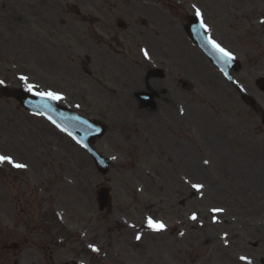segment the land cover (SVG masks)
<instances>
[{
  "label": "rangeland",
  "instance_id": "rangeland-1",
  "mask_svg": "<svg viewBox=\"0 0 264 264\" xmlns=\"http://www.w3.org/2000/svg\"><path fill=\"white\" fill-rule=\"evenodd\" d=\"M63 1L46 0L47 3ZM199 1L144 0L145 4L139 9L141 13L130 21V28L115 26L108 36L103 35L110 54L113 53L112 48L121 51L119 62L122 59L126 62L120 63L133 59L130 52L132 44L128 45L127 39L140 37L139 32L144 40L152 41V46L145 47V50L149 48V57L145 58L144 64L154 63V43L158 49L161 46L158 54L162 65L169 64L171 52L175 59L181 58L182 54L186 55L184 59H191L192 89L186 92L179 87L177 90L171 75H168L162 82L166 94L162 95L157 111L152 113L153 117L145 126L146 121L140 120L145 119L150 112L139 110L136 105L130 106L122 95H115L121 91L120 88L127 92L143 88L142 81L127 78L121 70L119 73L115 70L113 78L94 74L95 79L104 78L103 85L110 91L117 88L112 93L115 108L91 114L80 110L78 106H89L90 100L100 102L105 91L97 84L98 81L91 79L90 75H84L80 69L78 60L80 61L79 56L83 51L77 30L73 33L62 31L50 36L47 31L51 27L46 23L51 21H41L37 18V13L34 17L29 0H0V81L27 88L31 84L39 91L56 92L63 97L61 102L76 106L86 115L102 117L109 123L110 129L95 145L104 155L115 157L111 171L103 176L97 171L87 152L70 138L58 134L46 120L30 114L13 99L0 100V128L9 126V123L22 130L34 126L39 131L30 132L29 137L34 139L49 136L48 142L40 143V149H45L54 177L47 184L44 206L51 217H40V223L49 225L51 230H58L56 238H47L45 245H40L38 239L33 243H22L18 252H10L6 257L0 258L2 264H13L15 260L19 261L18 264H65L71 260L89 264H206V258L209 264H223L218 258L226 257L228 252L254 251L251 243L257 237L263 239L264 245V193L251 186L264 179V125L261 122L264 95L254 86V78L264 75V44L259 43L262 34L258 30L256 46L250 39L245 46L237 45L238 57L243 62V67L236 76L257 99L261 108H256L243 101L235 90L234 93L229 92L227 86L230 84L188 40L182 21L193 11V5L201 3ZM236 1L207 0V4H204L208 6L205 14L210 31L219 40L223 39L221 30L226 32V29H222L224 5L234 6ZM261 4L259 0V5ZM124 8L125 5H121L120 11ZM122 17L126 21V17ZM173 19L176 26L169 29V23ZM38 22L46 25L40 32L35 30L40 29ZM170 33L172 37L169 36ZM175 37L177 44L171 46V39L175 40ZM226 38L233 42L236 39L230 32ZM66 45L70 46L73 53V63L65 58L68 50ZM88 45L84 51L91 48ZM256 59L259 65H256ZM21 76H26L28 80H20ZM122 80L127 83L121 84ZM82 95H87L88 99H80ZM181 113L184 115L181 116ZM182 117L188 121L185 124L188 129L177 122ZM165 118L170 119V122L164 121ZM126 123L141 126L143 134L146 133L150 138L152 134L150 140H145L141 145L137 143L138 146L149 149V155L133 157L134 149L131 145L122 138L116 139L117 135L114 134ZM45 145L48 146L45 148ZM184 146L191 151L194 167L181 161L184 164L181 168L171 169L175 168L171 161L179 160V155L171 152L176 149L180 151ZM228 150L230 155L220 153ZM205 160L208 161L207 164L204 163ZM224 165L232 168V171L229 170V177H234V182L221 175L219 168ZM188 166L197 172L202 170L203 175H218L224 182L231 184L236 193L217 196V199L220 202L223 200V204L230 202L243 208L241 216H252L249 223H254L256 231L253 233L252 228L242 227L241 234L237 233L238 229L235 233L229 223H242L244 219L232 222L228 213L213 214L211 208L221 204L210 202L207 197V203H203V198H194V208H188L185 206L184 194L175 197V194L166 192L170 202L162 204L157 191L156 174L163 171V181L170 183L171 175L178 174L180 178L184 168ZM243 175L246 179H243ZM103 185L112 187L114 206L110 211L101 212L96 202V189ZM240 185L245 189L251 188L252 191L247 195L238 188ZM9 193L10 191L1 188L0 200H5ZM8 209L12 215L13 209ZM192 212L197 215L196 221L189 217ZM214 216L217 223L212 222ZM149 217L158 222L159 219L163 220L167 228L160 232L149 229L145 224ZM17 223V235L14 239L24 235L22 221L17 218V222L9 223L5 228L10 235V230H14ZM132 225L135 227H131ZM181 230L185 231L184 235L179 234ZM137 234L141 235L140 240L135 238ZM225 234L227 243L224 240ZM55 239L60 241L55 242ZM90 244L99 249L94 252L97 254H92ZM45 248L51 255L54 254L52 258L50 256L48 259L43 253L46 252Z\"/></svg>",
  "mask_w": 264,
  "mask_h": 264
},
{
  "label": "snow or ice",
  "instance_id": "snow-or-ice-1",
  "mask_svg": "<svg viewBox=\"0 0 264 264\" xmlns=\"http://www.w3.org/2000/svg\"><path fill=\"white\" fill-rule=\"evenodd\" d=\"M193 7L196 9V15L198 17L202 16V13H201L200 9L199 8H196L195 5H193ZM261 23H264V20H262ZM201 27H205L206 28V25L203 24V21L201 22ZM210 43H211L212 47L217 52H219L221 54V56L225 59V62H228V61H230V60L233 59L232 53L229 52V51H227L223 47H221L216 41L211 40ZM142 51L144 53L145 58H148L149 57L148 51L147 50H142ZM20 80L27 81L28 78L26 76H21L20 77ZM2 83H3V81H0V84H2ZM35 87H36L35 85L29 84L27 90L29 92H31V91H33V89ZM35 94L38 95V96H40V97H42V98H47L48 100H60V99H63V97L60 94H58L56 92H52V91H48V92H36ZM53 123H55V121H53ZM57 127H59V125H57ZM113 159H115V157H113ZM3 163H8V164L12 165L13 167H15L17 169H25V168H27V164L14 163L12 157L6 156V155H0V164H3ZM204 163L207 164L208 161L205 160ZM191 187L197 193H200L203 190L204 185L202 183H193L191 185ZM212 211L213 212H222L223 209L217 208V209H213ZM190 219L193 220V221H196L197 220V215L195 213H193L191 215ZM212 222L213 223H217L218 222L215 216L213 217V221ZM147 226H148L149 229H151L153 231H163L165 229V225H164L163 222L154 221L151 217H149L147 219ZM131 227H135V226L132 225ZM182 235H183V233H182ZM226 237H227V234H225V237H224L225 243H227V238ZM135 238L137 240H140L142 237H141V235L137 234L135 236ZM89 247L92 249L93 252H98L99 251L98 248H96L95 246H93L91 244L89 245ZM240 259L242 261H246L247 260V257L241 256Z\"/></svg>",
  "mask_w": 264,
  "mask_h": 264
},
{
  "label": "water",
  "instance_id": "water-1",
  "mask_svg": "<svg viewBox=\"0 0 264 264\" xmlns=\"http://www.w3.org/2000/svg\"><path fill=\"white\" fill-rule=\"evenodd\" d=\"M21 98H22V100L23 101H25L26 99H27V97H25L24 95H21ZM31 101H35V103H37V104H39L40 105V107L42 108V104H40L39 102H37L36 100H31ZM53 104V103H52ZM50 107H52V105H50ZM54 109H55V107H54ZM51 110V109H50ZM48 112H50V111H48ZM57 112V111H56ZM53 114V113H52ZM62 112H60L59 110H58V113H56V117H58V116H60V120L61 119H64L65 121H66V119H65V117H67L69 120H70V122L71 121H75L76 123H78L79 125L78 126H81L80 128H78V129H75L76 130V132H77V130H83L82 129V126L83 125H85V126H90V125H88V124H86V123H84L82 120H80V119H78L77 117H74L73 115H72V117H71V115L69 114V113H67V115L66 116H62ZM69 122V121H68ZM74 128H75V123H74ZM91 128V127H90ZM101 128H102V132H103V127L101 126ZM74 130V131H75ZM72 131H73V129H72ZM95 136H93L92 138H94ZM92 140V139H91ZM102 169L104 170V171H106V168H104L103 166H102Z\"/></svg>",
  "mask_w": 264,
  "mask_h": 264
},
{
  "label": "bare ground",
  "instance_id": "bare-ground-1",
  "mask_svg": "<svg viewBox=\"0 0 264 264\" xmlns=\"http://www.w3.org/2000/svg\"><path fill=\"white\" fill-rule=\"evenodd\" d=\"M62 13H63L62 9L59 10V14H62ZM67 53H70V52H69V51H66V54H67ZM66 54H65V57H66ZM128 102H129V104L131 105V103H132L131 100H129ZM130 127H131V126H130ZM124 129H125V130H129L128 124H127V126H124Z\"/></svg>",
  "mask_w": 264,
  "mask_h": 264
},
{
  "label": "flooded vegetation",
  "instance_id": "flooded-vegetation-1",
  "mask_svg": "<svg viewBox=\"0 0 264 264\" xmlns=\"http://www.w3.org/2000/svg\"><path fill=\"white\" fill-rule=\"evenodd\" d=\"M256 264H264V259L262 258V259L260 260V263H256Z\"/></svg>",
  "mask_w": 264,
  "mask_h": 264
}]
</instances>
